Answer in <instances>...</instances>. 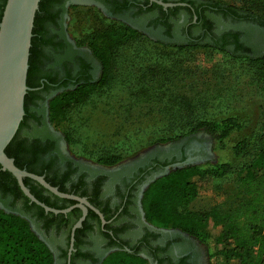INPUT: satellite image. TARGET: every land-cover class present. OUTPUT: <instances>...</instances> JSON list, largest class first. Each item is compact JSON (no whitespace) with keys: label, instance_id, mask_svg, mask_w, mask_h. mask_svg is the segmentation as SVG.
Here are the masks:
<instances>
[{"label":"flooded vegetation","instance_id":"1","mask_svg":"<svg viewBox=\"0 0 264 264\" xmlns=\"http://www.w3.org/2000/svg\"><path fill=\"white\" fill-rule=\"evenodd\" d=\"M3 1L0 0V5ZM75 1L53 0L49 6L52 20L45 22V37L52 43L41 45L39 49L35 78L41 85L34 89L38 96L29 102L33 117L28 118L25 128L32 133L20 139L24 140V154L32 159L31 165L36 170L30 173L76 198L60 196L38 180L25 177L24 180L29 179L30 192L33 190L42 198L38 199L31 192L40 202L54 209L69 210L64 213L46 211L24 193L29 202L1 188L0 208L30 222L52 250L55 264H104L111 254L125 248L139 251V255L151 262L157 259L165 264H181L180 260L185 258L182 264H198L197 255L192 251L182 253L179 249L182 243L170 237L166 230L150 224L143 209L146 189L164 175L167 168L187 160L186 150L175 156L152 155L111 166L85 164L67 153L60 135L53 129L49 117L47 119L53 97L74 88L76 82L96 81L102 74L100 61L90 57L68 35V13L75 7ZM85 1L99 7L111 20L133 30L162 34L157 40L170 45H212L227 50H236L239 45L251 50L259 47L255 35L247 30V26L252 27L256 22L224 13L219 6L204 0ZM99 67L100 75L96 78ZM1 170L6 171L2 167ZM52 182L58 184L54 186ZM26 205L36 206L26 210ZM81 206L87 209L86 213ZM39 207L44 210V216L39 215ZM83 216L81 226L74 231Z\"/></svg>","mask_w":264,"mask_h":264},{"label":"rangeland","instance_id":"2","mask_svg":"<svg viewBox=\"0 0 264 264\" xmlns=\"http://www.w3.org/2000/svg\"><path fill=\"white\" fill-rule=\"evenodd\" d=\"M204 1L248 9L264 20V0ZM68 16L70 39L90 57H95L87 45L91 33L105 28L108 22L118 24L85 0H76ZM247 28L259 41V47L252 48L251 54H264V27L259 23ZM161 36L144 33L120 46L109 80L88 94L84 102L67 108L58 126L51 124L53 129L67 153L85 164L97 166V159L105 154H119L123 162L152 155L175 156L184 149L189 154L187 160L162 174L189 164L226 159L234 161L238 171L251 156L233 158L229 151L232 141L227 150L220 151L209 134L188 131L202 119L235 116L243 124L240 138L256 143L264 132V74L259 64L237 58L231 50L161 45L157 40ZM48 117L50 122V113ZM169 138L174 140L161 141ZM236 171L202 180L199 196L190 208L205 211L220 203L230 204L240 194ZM157 228L182 243V253L192 251L198 264H208L206 248L198 240L178 229ZM211 231L217 234L219 228Z\"/></svg>","mask_w":264,"mask_h":264},{"label":"trees","instance_id":"3","mask_svg":"<svg viewBox=\"0 0 264 264\" xmlns=\"http://www.w3.org/2000/svg\"><path fill=\"white\" fill-rule=\"evenodd\" d=\"M6 1L4 0L0 5V21ZM52 1L41 0L36 13L27 78L30 90L25 96V116L15 137L6 148L7 155L14 158L15 164L20 169L34 173L36 170L31 165L32 159L24 154V140L20 138L24 134L32 133L29 134L25 128L28 127V118L33 117L29 102L34 96H38L34 89L41 85L35 78L38 52L41 45L52 43L51 39L45 37V22L50 18L52 20L49 11ZM205 2L219 6L224 13H231L241 20L261 23L264 27V20L248 9ZM247 30L251 33L250 29ZM142 34L144 33L114 22H108L105 28L91 33L87 45L100 61L102 74L96 81L76 82L74 88L70 87L53 97L49 102L50 123L58 126L61 117L66 115L67 108L84 102L86 96L95 88L102 87L111 75L116 50L127 40L141 37ZM158 43L179 49L199 47L184 44L170 45L160 40ZM200 47L216 48L212 45ZM216 49L228 51L225 48ZM250 51L251 49L239 45L236 50H231V54L251 63H258L260 72L264 74V54H251ZM48 80L53 81L51 78ZM44 86L47 87V81ZM242 129L241 121L235 116H230L222 119L199 120L188 131V134L200 131L209 134L216 144V149L220 151L227 150L228 142L232 141L229 151L233 158L246 159L251 156V159L240 165L238 171L234 161L228 159L216 163L189 164L171 169L169 173L160 176L144 193L143 209L146 220L157 227L178 229L198 240L206 248L208 264H264V132L253 144L247 138H240ZM169 140L174 138L161 141L169 142ZM121 160L122 156L119 154H105L98 158L97 162L111 166ZM235 171L240 194L230 201V204L220 203L205 211H193L190 208L191 203L199 196V185L202 180L208 177L220 178ZM28 180H24L26 186ZM51 184L55 186L58 183ZM0 188L25 197L16 178L9 171H2L1 165ZM31 192L38 199H42L37 192L33 190ZM25 198L29 202V199ZM32 206L36 205H26L25 209L29 210ZM39 209V215L44 216V210L40 207ZM212 228H219V232L213 234ZM138 252L131 248L121 249L111 254L104 264H148L149 259L142 257ZM155 260L156 264H165L157 259L152 262L154 263ZM54 262L52 250L32 229L30 222L21 215L7 213L0 208V264H55ZM180 263H185V258H182Z\"/></svg>","mask_w":264,"mask_h":264},{"label":"water","instance_id":"4","mask_svg":"<svg viewBox=\"0 0 264 264\" xmlns=\"http://www.w3.org/2000/svg\"><path fill=\"white\" fill-rule=\"evenodd\" d=\"M41 0H7L0 21V165L15 176L23 193L46 211L55 213L67 212L58 210L40 202L24 183V178L38 180L50 191L64 194L51 186L43 177L20 169L14 158L6 153V148L15 137L25 116V96L30 90L27 85L30 50L36 13ZM159 3H162L158 1ZM163 4V3H162ZM86 213L87 209L81 206ZM84 216L74 227L81 226ZM73 231V232H74Z\"/></svg>","mask_w":264,"mask_h":264}]
</instances>
